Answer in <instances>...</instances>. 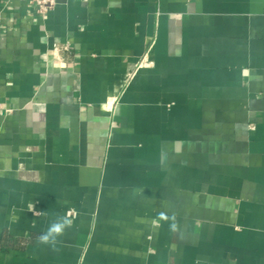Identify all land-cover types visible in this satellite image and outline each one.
<instances>
[{
    "label": "crops",
    "instance_id": "crops-1",
    "mask_svg": "<svg viewBox=\"0 0 264 264\" xmlns=\"http://www.w3.org/2000/svg\"><path fill=\"white\" fill-rule=\"evenodd\" d=\"M0 264H264V0H0Z\"/></svg>",
    "mask_w": 264,
    "mask_h": 264
},
{
    "label": "clouds",
    "instance_id": "clouds-1",
    "mask_svg": "<svg viewBox=\"0 0 264 264\" xmlns=\"http://www.w3.org/2000/svg\"><path fill=\"white\" fill-rule=\"evenodd\" d=\"M138 191H143L138 190ZM160 219L167 221L169 217L165 213H160ZM175 221V216L171 218ZM73 226V220L69 218L67 215H56L54 219L48 224L47 229L42 232L36 238V242L38 245L48 246L52 251H59L58 245L60 244V237L63 236L66 229L71 228ZM172 231H176L177 225L173 222L170 225Z\"/></svg>",
    "mask_w": 264,
    "mask_h": 264
},
{
    "label": "built area",
    "instance_id": "built-area-1",
    "mask_svg": "<svg viewBox=\"0 0 264 264\" xmlns=\"http://www.w3.org/2000/svg\"><path fill=\"white\" fill-rule=\"evenodd\" d=\"M36 6V9L40 13H44L49 10L55 3L56 0H29Z\"/></svg>",
    "mask_w": 264,
    "mask_h": 264
}]
</instances>
